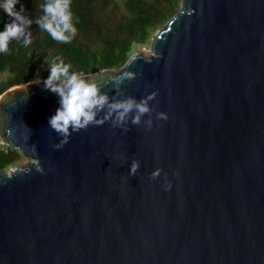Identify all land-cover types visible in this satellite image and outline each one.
Returning a JSON list of instances; mask_svg holds the SVG:
<instances>
[{
  "label": "water",
  "instance_id": "1",
  "mask_svg": "<svg viewBox=\"0 0 264 264\" xmlns=\"http://www.w3.org/2000/svg\"><path fill=\"white\" fill-rule=\"evenodd\" d=\"M149 48L84 75L110 99L125 73L117 98L154 94L127 132L57 150L44 80L0 95V137L29 159L0 168V264H264V0H180Z\"/></svg>",
  "mask_w": 264,
  "mask_h": 264
},
{
  "label": "trees",
  "instance_id": "2",
  "mask_svg": "<svg viewBox=\"0 0 264 264\" xmlns=\"http://www.w3.org/2000/svg\"><path fill=\"white\" fill-rule=\"evenodd\" d=\"M3 0H0L2 3ZM46 0H20L24 15L33 21V42L28 47L13 40L0 53V95L7 89L35 80H46L49 66L63 60L71 73H94L119 67L135 44H145L178 9L180 0H72L77 35L68 44L52 39L35 23ZM10 19L0 9V31ZM15 148L0 146V168L22 158Z\"/></svg>",
  "mask_w": 264,
  "mask_h": 264
},
{
  "label": "clouds",
  "instance_id": "3",
  "mask_svg": "<svg viewBox=\"0 0 264 264\" xmlns=\"http://www.w3.org/2000/svg\"><path fill=\"white\" fill-rule=\"evenodd\" d=\"M19 3L20 0H3L0 3V9L10 19V22L5 24L4 31H0V53L8 52L9 44L13 40H22L24 47L33 42V34L29 30L33 21L23 14L25 11L23 5L19 11L16 10ZM71 4L72 0H46L42 6L43 15L38 17L35 23L53 40L64 44L70 43L77 35ZM69 68L70 66L65 65L63 60L59 63L53 61L49 66L50 75L43 81L45 90L59 97L60 106L48 121L50 128L63 137L55 146L57 150L68 142L67 138L73 132L87 130L89 125L100 126L106 121H111L113 127H119L127 132L130 129L124 125L129 120L131 124L139 125L142 117L151 116L149 101L154 99V94L139 100L131 96L117 98L122 95L119 86L126 78L131 79L129 73L117 77L114 89L116 96L110 99L109 95L102 92L94 82L84 78L82 72L70 74ZM166 118L163 113L157 114V119ZM144 124L151 128L152 120L150 118L144 120ZM139 168V161L133 160L130 175L135 176ZM150 176L155 179L159 176V170Z\"/></svg>",
  "mask_w": 264,
  "mask_h": 264
},
{
  "label": "rangeland",
  "instance_id": "4",
  "mask_svg": "<svg viewBox=\"0 0 264 264\" xmlns=\"http://www.w3.org/2000/svg\"><path fill=\"white\" fill-rule=\"evenodd\" d=\"M160 28H161V26L157 30H159ZM156 31L153 33V35L156 33ZM150 39L145 44H135L133 46V49L129 53L128 57L123 61L122 64H124L125 61L129 58V56H131L133 54H141L143 57L147 58L150 55V48H149L150 47ZM122 64L119 67H117V68H112L111 70L114 71V72H118L120 70ZM21 86L19 85V86H16V87H21ZM1 145L5 146V144L3 143L2 138L0 137V146ZM28 162H29V159H27L25 157H22L20 160H18L14 164H11L7 168L3 169V171L7 173V172H10L13 168H23V167H25L27 165Z\"/></svg>",
  "mask_w": 264,
  "mask_h": 264
}]
</instances>
